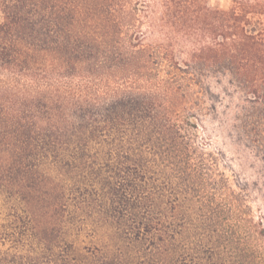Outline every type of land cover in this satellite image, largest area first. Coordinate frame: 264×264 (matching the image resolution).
<instances>
[{"label": "trees", "instance_id": "16d2710c", "mask_svg": "<svg viewBox=\"0 0 264 264\" xmlns=\"http://www.w3.org/2000/svg\"><path fill=\"white\" fill-rule=\"evenodd\" d=\"M218 76L264 155V0H0V264H228L178 243L161 170Z\"/></svg>", "mask_w": 264, "mask_h": 264}, {"label": "rangeland", "instance_id": "374dc122", "mask_svg": "<svg viewBox=\"0 0 264 264\" xmlns=\"http://www.w3.org/2000/svg\"><path fill=\"white\" fill-rule=\"evenodd\" d=\"M188 50L180 58H187ZM200 91L192 99L189 95L190 100L200 99L199 120L192 127V159L176 158L161 166L176 197L172 210L187 226L178 243L185 244L186 236L190 247L211 246L221 262H246L252 256L246 243L254 249L256 225L264 218V155L233 129L243 100L229 77H210ZM91 221L101 235L105 223L94 217Z\"/></svg>", "mask_w": 264, "mask_h": 264}]
</instances>
